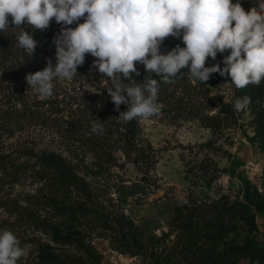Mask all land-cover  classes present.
Listing matches in <instances>:
<instances>
[{"label": "rangeland", "instance_id": "obj_1", "mask_svg": "<svg viewBox=\"0 0 264 264\" xmlns=\"http://www.w3.org/2000/svg\"><path fill=\"white\" fill-rule=\"evenodd\" d=\"M243 8L245 11L251 9ZM178 44L184 46L182 39L168 37L161 46V52L166 54ZM224 57L215 60L209 58L206 66L220 64L223 67ZM184 70L188 72L187 68ZM230 82V77L213 73L205 83L192 80L186 93L183 91L180 98L176 95L179 104L186 108H200L198 115H180L178 102L172 99L166 107L159 103L163 109L158 116L141 121V137L145 143L151 144L154 155V162L147 169L126 160L123 151L117 150L109 167L99 171L94 157L97 149L90 141L83 142L85 139L81 133H64L61 136L60 125L36 123L35 120L30 122L29 118L23 116L14 118L17 102L2 99L7 90H0V120H9L7 129L2 131L0 150L15 158L20 156V151L30 147L35 152L46 150L61 153L68 160L74 156L81 159V173L86 174L92 198L99 206L97 211L89 212L82 218L79 229L85 241L102 257V264L196 263L197 258L191 259L190 255L193 254L183 249L181 231L174 221L176 208L192 206L193 202L210 203L224 197L230 201L244 200L246 183L251 185V191L257 189L263 195L257 205H251L255 228L252 231L239 229L231 232L226 236V241L243 244L253 240L263 244L264 150L258 133V109L251 102L245 109L235 110L234 101L241 95L240 90ZM0 85L5 89L11 86L8 78H1V72ZM104 87L105 82H90L82 89L96 93ZM223 102L231 105L234 115L214 130L207 126L203 116L218 115ZM18 108H21L20 103ZM61 123L72 126L68 116ZM93 123L90 122L91 128ZM89 131L87 138L93 132L92 129ZM25 158H18V161L23 162ZM77 160L72 161L76 163ZM200 164L207 168L208 173L202 172L198 167ZM13 172L0 170V224L3 221L24 249L25 255L18 264H37L39 247L47 243L54 245L64 257L70 259L82 255L86 260L82 249L53 244L50 235L37 229L28 219L26 212H33L40 220L62 221L61 216L53 217V210L45 201L49 191L47 183L28 170L19 173L18 177H14ZM69 196L71 202L85 201L75 191ZM258 206H262V209H257ZM122 216L140 228L139 238L144 246L139 250L125 245L123 231H127L128 226L123 228L118 223ZM236 264L264 262L243 258Z\"/></svg>", "mask_w": 264, "mask_h": 264}, {"label": "trees", "instance_id": "obj_2", "mask_svg": "<svg viewBox=\"0 0 264 264\" xmlns=\"http://www.w3.org/2000/svg\"><path fill=\"white\" fill-rule=\"evenodd\" d=\"M260 2H264V0H240L242 7L251 8ZM80 22L82 23L83 20ZM75 26L73 24L70 27ZM61 27L62 25L57 24L54 20L50 27L43 32L33 31L25 25L26 30L33 31V38L38 42L37 48L30 57L18 45L16 38L18 29L10 27L7 31L0 32L1 78H8L11 83L7 89L0 85V90L8 91L5 92L2 99L7 98L9 101L17 102L14 107L17 114L13 117L23 116L29 118L30 122L35 120L36 123L60 125L61 136L64 133H66L65 135L81 133V137L85 139L83 142L90 141L97 149L94 151V157L99 171L109 167L117 150H122L126 160L134 162L139 168H149L154 162V155L151 144L145 143L141 137L142 120L134 119L131 122L123 123L118 118L121 112L128 110V105L122 104L119 110L116 109L107 92V87L111 86V82L97 69L92 68L95 58L90 54H86L84 64L78 66L77 74L71 82H53L55 87L51 98L40 99L37 93L28 86L26 82L28 74L43 70L49 59L53 64L56 63L53 38L59 34ZM228 54V52L218 53L216 59ZM136 68L140 75L134 77L135 82L142 83L148 73L139 63L136 64ZM178 77L171 83H165L160 77L152 74V78H156L159 82L158 103H162L166 107L173 99L178 102L177 110L180 115H198L200 108L188 109L179 104L180 101L176 96L178 94V98H180L183 91L186 93L191 87L193 79L184 69L181 70ZM90 82H105V87L96 93L83 90L82 87ZM124 83L127 84L129 81L125 79ZM179 88H181L180 93ZM239 90L241 98L250 97L251 102L257 106L258 133L261 148L264 150V81L259 86L250 84ZM18 103L21 108H18ZM54 114L56 116H53ZM223 114L224 116H222ZM231 115H234L231 105L223 102L218 115L205 114L203 119L207 121V126L216 130ZM65 116L70 117L72 126L61 123ZM97 120L100 121L102 132H92L91 136L87 138L89 129H92L90 122H97ZM8 122L9 120H0V141H2V131L9 125ZM96 141H100L101 144H97ZM19 155L15 158L10 153L0 150V170L14 171V177H18L19 173H25L28 170L39 179L44 180L49 188L45 201L47 200L46 203L51 206L53 217L61 216L62 221L40 220L34 216L33 212H26L28 219L33 221L37 229H42L50 235L53 244L75 246L82 249L87 256L86 260L82 255L69 259L61 255L54 245L47 243L39 247L37 264H102V257L90 243L85 241L81 234L82 231L79 229L82 218L89 212L97 211L99 206L92 198L86 174L81 173V159L74 156L68 160L61 153L46 150L35 152L30 147L20 151ZM21 157H26L23 162L18 161V158ZM76 158L77 162L73 163L72 160ZM198 167L203 173H208L207 168L202 164ZM245 190L244 200L230 201L228 197H224L225 199L210 203L207 201L193 202L192 206L184 205L176 208L174 221L181 231L183 249L185 252L193 254L190 255L191 259L197 258V262L193 264H236L243 258L264 262V243L259 244L253 240H247L243 244H235L226 241V236L231 232L239 229L252 231L255 228L251 205H257L259 199H263V195L257 189L251 191L249 183H246ZM74 191L80 196L82 195L85 201L71 202L69 194ZM257 209H262V206H258ZM118 223L123 228L125 225L128 226V230L123 231L126 246L135 250L144 246L139 238L140 228L133 221L126 220L122 216L118 219ZM4 229L7 227L2 221L0 231Z\"/></svg>", "mask_w": 264, "mask_h": 264}, {"label": "clouds", "instance_id": "obj_3", "mask_svg": "<svg viewBox=\"0 0 264 264\" xmlns=\"http://www.w3.org/2000/svg\"><path fill=\"white\" fill-rule=\"evenodd\" d=\"M53 20L62 25L53 38L56 63L49 59L43 70L26 76L42 100L53 96L54 81L73 80L86 54L111 82L106 87L116 109L128 105L118 117L123 123L160 114L159 82L152 74L171 83L187 68L191 79L205 83L219 73L237 89L264 81V2L245 11L240 0H0V32L18 29V45L29 57L38 46L32 32L47 30ZM168 37L184 46L162 53ZM225 52L223 67L206 66ZM137 63L148 73L142 83L135 82ZM250 103V97L238 98L234 108ZM99 122L93 132H102ZM24 255L16 235L0 231V264H18Z\"/></svg>", "mask_w": 264, "mask_h": 264}]
</instances>
